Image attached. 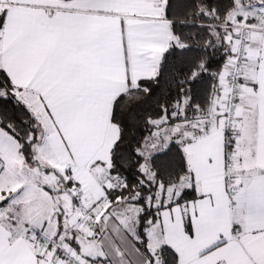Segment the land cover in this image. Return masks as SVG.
Wrapping results in <instances>:
<instances>
[{"label":"snow or ice","instance_id":"snow-or-ice-1","mask_svg":"<svg viewBox=\"0 0 264 264\" xmlns=\"http://www.w3.org/2000/svg\"><path fill=\"white\" fill-rule=\"evenodd\" d=\"M0 264H264V0H0Z\"/></svg>","mask_w":264,"mask_h":264}]
</instances>
